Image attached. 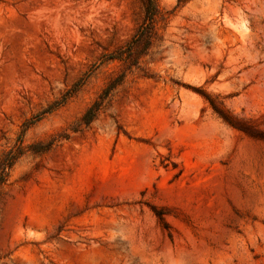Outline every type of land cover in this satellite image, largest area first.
I'll return each instance as SVG.
<instances>
[{
  "label": "rangeland",
  "instance_id": "rangeland-1",
  "mask_svg": "<svg viewBox=\"0 0 264 264\" xmlns=\"http://www.w3.org/2000/svg\"><path fill=\"white\" fill-rule=\"evenodd\" d=\"M156 2L85 126L143 0H0V264H264V0Z\"/></svg>",
  "mask_w": 264,
  "mask_h": 264
},
{
  "label": "trees",
  "instance_id": "trees-1",
  "mask_svg": "<svg viewBox=\"0 0 264 264\" xmlns=\"http://www.w3.org/2000/svg\"><path fill=\"white\" fill-rule=\"evenodd\" d=\"M143 2L146 8L145 18L136 33L124 46L108 55H105V62L117 60L122 63L124 68L121 73L112 76L103 92L84 112L81 118V124H84L85 126H89L93 123V121H95L102 109L105 107L106 101L112 92L125 81L127 71L131 70L134 66L139 67L141 57L147 54L150 48L154 45L155 41L161 38L158 26L159 21L162 18L161 10L156 0H143ZM211 103L227 121L231 122V120H234L232 115L222 109H219L213 101H211ZM30 122L26 124V129L30 126ZM50 146L51 143H42L39 145V149L35 150H48ZM21 155L22 153L20 152L9 150L0 159V187L7 182L12 167Z\"/></svg>",
  "mask_w": 264,
  "mask_h": 264
}]
</instances>
